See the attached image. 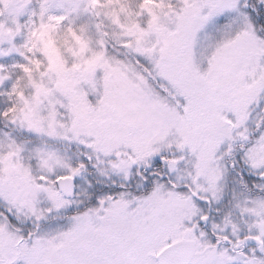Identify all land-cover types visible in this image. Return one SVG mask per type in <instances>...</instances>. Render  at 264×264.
Wrapping results in <instances>:
<instances>
[{
    "label": "snow or ice",
    "instance_id": "1",
    "mask_svg": "<svg viewBox=\"0 0 264 264\" xmlns=\"http://www.w3.org/2000/svg\"><path fill=\"white\" fill-rule=\"evenodd\" d=\"M0 264H264V0H0Z\"/></svg>",
    "mask_w": 264,
    "mask_h": 264
}]
</instances>
